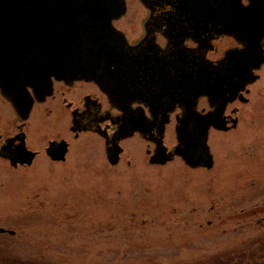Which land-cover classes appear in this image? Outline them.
<instances>
[{
    "label": "rangeland",
    "instance_id": "1",
    "mask_svg": "<svg viewBox=\"0 0 264 264\" xmlns=\"http://www.w3.org/2000/svg\"><path fill=\"white\" fill-rule=\"evenodd\" d=\"M126 5L117 25L132 42L144 11L138 0ZM257 74L248 102L229 106L237 128L209 133L211 170L179 157L150 165L153 146L137 134L120 143L115 166L91 132L53 163L46 141L67 123L38 114L26 132L41 156L16 168L0 160V248L47 264H194L230 252L254 264L264 254V68ZM164 145H177L173 117Z\"/></svg>",
    "mask_w": 264,
    "mask_h": 264
},
{
    "label": "water",
    "instance_id": "2",
    "mask_svg": "<svg viewBox=\"0 0 264 264\" xmlns=\"http://www.w3.org/2000/svg\"><path fill=\"white\" fill-rule=\"evenodd\" d=\"M59 1L51 7L61 9V30L59 19L48 22L40 17L48 8L45 0H0V88L33 85L48 67L54 70L61 56L66 63L59 67L61 70L67 74L77 71L78 79L95 82L111 105L124 113L111 143H106L111 166L119 163L122 150L118 143L138 133L155 146L150 165L164 166L179 157L191 169L211 170L214 158L208 146L210 131L236 129L238 119H233L230 127L226 125V106L236 100L248 102L244 93L259 80L257 72L264 66V0H248L247 6L240 0H209L211 21L219 19L224 24L218 35L232 37L241 47L225 52L216 64L207 61L204 52L182 46L183 39L189 37L199 41L190 26L191 15L194 10V20L204 22L207 0H157V4H146L148 9L159 6V2L163 5V20L169 25L163 33L169 50L162 52L155 49L151 37L131 46L114 28L113 23L126 15V0ZM16 14L27 18L16 21L12 18ZM48 23L53 24L51 35L43 32ZM178 23L185 25L175 27ZM60 47L66 51L61 52ZM200 98L208 100L211 112H198ZM133 101L143 104L152 119L142 113L132 114ZM13 104L21 119H26L29 110ZM176 107L182 111L176 118L177 145L168 151L165 130ZM88 129L99 133L92 127ZM61 146L53 143L47 154L59 153L61 156L55 160L65 162L66 145ZM32 159L30 155L21 163L31 166ZM16 163L11 161V166L16 168ZM5 233L0 228V234ZM7 233L14 235L12 231Z\"/></svg>",
    "mask_w": 264,
    "mask_h": 264
},
{
    "label": "flooded vegetation",
    "instance_id": "3",
    "mask_svg": "<svg viewBox=\"0 0 264 264\" xmlns=\"http://www.w3.org/2000/svg\"><path fill=\"white\" fill-rule=\"evenodd\" d=\"M240 1L242 5H248V0ZM138 2L144 11L140 22V37L130 42L126 33L118 27L117 23L123 20L126 15L113 23L114 28L124 34L128 44L131 46L138 44L146 37H151L156 47L155 49H159L160 52L165 50L168 51V42L163 32L168 29L169 25H166V21L163 20L162 13L164 8L162 3L159 2V6L148 9L146 4H157V0H138ZM205 3L204 22H196L194 20V10H192L193 13L191 15L192 19L190 26L192 27V31L199 37V41H194L189 37L183 39L182 46L195 52H204L206 60L216 64L222 59L225 52L241 47L232 37L221 34L218 35V32L224 28V24L219 19L211 21L210 9L208 7L210 2L207 0ZM45 4L48 5V8H45L44 15L40 17L48 22L59 19V29L61 30V9L53 10L51 7L53 4H60V1L45 0ZM12 18L18 21L19 19L24 20L27 17L16 14L13 15ZM52 25L53 24L48 23L45 26V30L43 31L44 34H52ZM184 25V23H178L175 27H182ZM15 27H17V25ZM45 51H49V48H46ZM60 51L65 52L66 48L60 47ZM60 59L61 61H59V63L57 62L54 70H49L47 66L48 68L46 71H43L44 75H42V78L34 82L33 85L26 86L24 89L15 87L2 90L0 88V160L4 163L11 166V161H15L17 162V167H23L26 166V164L21 163V161L23 160L26 162L30 155L33 157L32 164L41 156L42 152L31 145L32 141L30 135L26 132V128L29 126L31 120L33 118H38V114H43L46 118H55L56 122L62 120V122L67 123L63 125V134L58 133L48 138L46 141L44 153L53 163H61L55 160V158L60 157L61 154L52 151H50L49 155L47 154V150L53 143H57V145L60 146L64 143L68 154L71 145L70 140H79L84 132H91L99 135L106 144L107 142L111 143L112 138L118 131L120 120L124 113L111 105L108 96L95 82L78 79L77 76L79 75H77V71L75 73L74 71H70V73L67 74L66 70H61L59 67L61 65L65 66L66 63L62 60L61 56ZM262 68H264V66H262ZM244 94H249V89L248 93L245 92ZM13 102H16L17 108L29 110L27 111L26 119H21ZM235 102H238V100ZM234 103L228 104L223 114L227 126H231V121L237 118L236 109L229 107ZM130 109L131 113L136 116H138V113H142L145 118L149 120L152 119L148 109L137 101H133L130 104ZM197 110L201 114L212 111L206 98L198 99ZM181 113L182 111L176 107L175 112L171 115L174 119L175 126L176 118L181 117ZM233 116H235V118ZM90 127L99 131V133L89 131L88 128ZM154 133H156V129ZM120 143L118 144L120 145ZM149 145L153 146L154 150V145L150 142ZM29 152L31 154H28ZM149 152H152V150H147V154H149Z\"/></svg>",
    "mask_w": 264,
    "mask_h": 264
},
{
    "label": "trees",
    "instance_id": "4",
    "mask_svg": "<svg viewBox=\"0 0 264 264\" xmlns=\"http://www.w3.org/2000/svg\"><path fill=\"white\" fill-rule=\"evenodd\" d=\"M0 238H2L4 241H5V239H7L6 237H3L1 235H0ZM4 248H6V247H4ZM261 251L263 254L264 249ZM9 255H14V254L10 253V252H6L5 249L2 250L0 248V264H47L46 262L44 263V262L39 261V260H30V259L20 260L15 256L9 257ZM224 258L229 260V263L224 261L223 260ZM245 258H246L245 254L241 255L239 252H237V254L234 255V252H230V253H225V254L216 256V257L212 258L211 260L204 261L201 263H194V264H231L232 262H235V264H244ZM250 258H255V256L252 255ZM236 259H239V261H237ZM232 264H234V263H232ZM254 264H264V254L261 255L259 259H256Z\"/></svg>",
    "mask_w": 264,
    "mask_h": 264
}]
</instances>
